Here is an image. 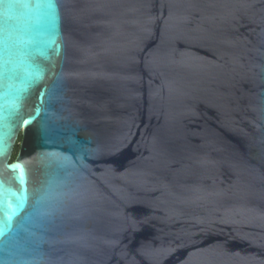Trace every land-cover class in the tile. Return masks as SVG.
<instances>
[{
    "label": "water",
    "instance_id": "water-1",
    "mask_svg": "<svg viewBox=\"0 0 264 264\" xmlns=\"http://www.w3.org/2000/svg\"><path fill=\"white\" fill-rule=\"evenodd\" d=\"M0 264H264V0H0Z\"/></svg>",
    "mask_w": 264,
    "mask_h": 264
},
{
    "label": "rangeland",
    "instance_id": "rangeland-1",
    "mask_svg": "<svg viewBox=\"0 0 264 264\" xmlns=\"http://www.w3.org/2000/svg\"><path fill=\"white\" fill-rule=\"evenodd\" d=\"M18 143H19V139H17L16 144H15V146H14V151H13V153L15 152V154H16V151H17V149H18Z\"/></svg>",
    "mask_w": 264,
    "mask_h": 264
},
{
    "label": "trees",
    "instance_id": "trees-1",
    "mask_svg": "<svg viewBox=\"0 0 264 264\" xmlns=\"http://www.w3.org/2000/svg\"><path fill=\"white\" fill-rule=\"evenodd\" d=\"M18 139H19V138H18ZM13 151H14V150H13ZM14 156H15V152H14V153L12 152V156H11V158H13Z\"/></svg>",
    "mask_w": 264,
    "mask_h": 264
}]
</instances>
